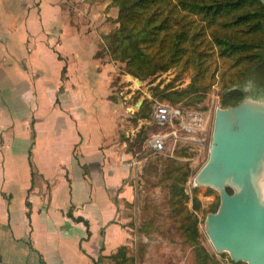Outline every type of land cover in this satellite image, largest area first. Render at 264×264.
I'll return each instance as SVG.
<instances>
[{
	"label": "crops",
	"instance_id": "1",
	"mask_svg": "<svg viewBox=\"0 0 264 264\" xmlns=\"http://www.w3.org/2000/svg\"><path fill=\"white\" fill-rule=\"evenodd\" d=\"M111 2L0 0V261L113 264L129 241L121 201L141 159L99 55Z\"/></svg>",
	"mask_w": 264,
	"mask_h": 264
},
{
	"label": "trees",
	"instance_id": "2",
	"mask_svg": "<svg viewBox=\"0 0 264 264\" xmlns=\"http://www.w3.org/2000/svg\"><path fill=\"white\" fill-rule=\"evenodd\" d=\"M111 1L118 7L119 23L107 48L114 61L125 63L126 72L142 81L174 68L191 77L184 88H176L174 82L161 88L159 83L153 96L172 103L189 99V104H197L219 77L224 89L222 107L235 106L246 96L241 87L233 86L241 85L264 60V0ZM142 109L138 114L148 117ZM190 175L188 162L168 171L167 203L181 216L180 226L186 241L194 246L196 264H223L200 244L199 218L189 207L191 196L185 185ZM227 189L233 193L232 188ZM192 203L195 210L201 208L197 196ZM109 258L113 264L129 262L128 245H121Z\"/></svg>",
	"mask_w": 264,
	"mask_h": 264
},
{
	"label": "rangeland",
	"instance_id": "3",
	"mask_svg": "<svg viewBox=\"0 0 264 264\" xmlns=\"http://www.w3.org/2000/svg\"><path fill=\"white\" fill-rule=\"evenodd\" d=\"M110 43L111 36L108 35L99 55L111 60L107 49ZM115 64L117 77L113 81L111 97L125 107V114L121 116L125 118L124 130L127 131L128 137L133 139V150L138 153V159H141L140 163L135 165L137 175L129 181L134 185V197L121 201V219L131 235L127 243L130 261L126 264H196L194 246L186 241V234L180 226L181 216H176L167 203L170 183L167 173L181 162H188L191 169V175L185 185L187 193L191 196L189 207L199 218L200 244L223 264H230V255L227 252H217L206 233L205 220L209 213L218 210L219 192L195 181L197 174L209 159L216 111L218 108H224L220 102L224 91L218 82L220 77L206 92L202 102L189 104L190 100L184 99L179 103H172L153 96L154 87L161 83L163 88L165 84L174 82L176 88H184L191 81L189 75H180L179 69L174 68L160 76L142 81L126 72L125 63L116 61ZM240 86L246 95L264 98V60L252 69ZM139 101H142L141 105ZM159 103L179 107L185 111L186 116L199 112L202 120L196 131L188 130L181 119L174 120L178 128L177 136L171 133L165 142V150L154 152L147 146L153 134L175 130L173 126L162 127L156 121L150 123L155 119V110ZM142 106V111H147L148 117L142 116V113L138 114ZM186 116L185 120H188ZM142 121L145 122L141 123ZM193 196H197L201 201L200 209L195 210L192 207ZM216 207L217 210L213 211ZM0 264L9 263L4 260L0 261Z\"/></svg>",
	"mask_w": 264,
	"mask_h": 264
},
{
	"label": "water",
	"instance_id": "4",
	"mask_svg": "<svg viewBox=\"0 0 264 264\" xmlns=\"http://www.w3.org/2000/svg\"><path fill=\"white\" fill-rule=\"evenodd\" d=\"M195 181L219 192V208L205 220L216 251L264 264V98L250 94L217 109L209 159Z\"/></svg>",
	"mask_w": 264,
	"mask_h": 264
},
{
	"label": "built area",
	"instance_id": "5",
	"mask_svg": "<svg viewBox=\"0 0 264 264\" xmlns=\"http://www.w3.org/2000/svg\"><path fill=\"white\" fill-rule=\"evenodd\" d=\"M185 111L179 107H172L168 103H159L155 110L154 120L162 127L173 126L175 130L169 133H157L153 134L152 138L149 140L150 146L156 150V152H163L165 150V142L171 133L177 136L178 128L175 126L174 120L181 119L180 121L184 123L186 128L190 131H196L201 123L202 115L199 112L190 113L185 120Z\"/></svg>",
	"mask_w": 264,
	"mask_h": 264
}]
</instances>
